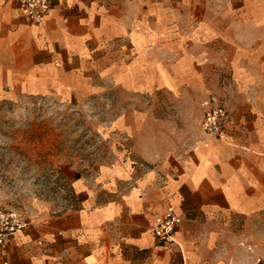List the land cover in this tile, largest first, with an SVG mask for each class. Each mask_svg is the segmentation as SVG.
I'll use <instances>...</instances> for the list:
<instances>
[{"label":"crops","instance_id":"crops-1","mask_svg":"<svg viewBox=\"0 0 264 264\" xmlns=\"http://www.w3.org/2000/svg\"><path fill=\"white\" fill-rule=\"evenodd\" d=\"M50 1L36 22L0 0V100L214 88L204 98L224 100L230 119L171 168L151 164L143 141L122 161L61 163L68 203L34 210L8 264H258L234 229L264 214V0ZM169 203L183 220L164 245L152 228Z\"/></svg>","mask_w":264,"mask_h":264},{"label":"rangeland","instance_id":"rangeland-1","mask_svg":"<svg viewBox=\"0 0 264 264\" xmlns=\"http://www.w3.org/2000/svg\"><path fill=\"white\" fill-rule=\"evenodd\" d=\"M209 92L217 89L140 93L119 86L80 100L32 94L0 100V206L21 211L28 221L48 202L59 209L68 191L56 175L58 165L91 169L122 161L140 141L154 151L151 164L175 166L206 134L200 102ZM139 113L147 115L142 122ZM235 224L234 235L251 246L254 258L264 259V214ZM250 234L256 241H248Z\"/></svg>","mask_w":264,"mask_h":264},{"label":"built area","instance_id":"built-area-1","mask_svg":"<svg viewBox=\"0 0 264 264\" xmlns=\"http://www.w3.org/2000/svg\"><path fill=\"white\" fill-rule=\"evenodd\" d=\"M16 2L22 13L30 20L44 22L51 10L50 0H11ZM202 117L201 128L206 134L220 135L226 131L230 111L224 100L209 96L201 101ZM183 217L177 212L173 204H166L161 217L153 226L152 231L157 239L164 245L173 241V235ZM29 221L23 213L15 208L0 206V256L3 263L8 264L4 258L11 238L23 230ZM258 264L263 263L261 257H257ZM228 264H237L229 262Z\"/></svg>","mask_w":264,"mask_h":264}]
</instances>
